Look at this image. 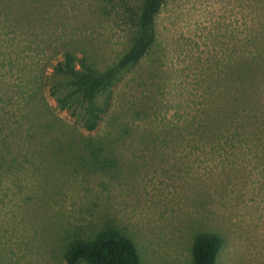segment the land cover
<instances>
[{
  "label": "rangeland",
  "instance_id": "1",
  "mask_svg": "<svg viewBox=\"0 0 264 264\" xmlns=\"http://www.w3.org/2000/svg\"><path fill=\"white\" fill-rule=\"evenodd\" d=\"M117 2L47 0L40 51L22 57L46 71L60 45L82 37L108 64L130 40ZM156 37L113 87L100 127L84 132L110 149L101 163L43 160L23 137H0V264H68L69 238L105 224L129 236L141 264H194L200 232L223 235L217 264H264V133L233 137L226 122L217 134L207 117L220 94L223 104L241 94L233 123L264 121V0H168ZM1 44L6 88L16 55L4 58ZM9 128L0 122V136Z\"/></svg>",
  "mask_w": 264,
  "mask_h": 264
},
{
  "label": "trees",
  "instance_id": "2",
  "mask_svg": "<svg viewBox=\"0 0 264 264\" xmlns=\"http://www.w3.org/2000/svg\"><path fill=\"white\" fill-rule=\"evenodd\" d=\"M167 1L118 0V16L125 29L129 30L130 40L122 53L108 64L100 62L102 56L95 47L80 37L73 41L81 44L64 43L59 49L52 48L53 53L57 51L49 69L35 72L34 63L25 60L21 54L28 50L40 51L42 39L39 37L43 33H39L40 25L36 23L50 17L46 14L47 0H0L1 46L4 47L3 40L9 44L16 43L15 50L9 51L4 47L3 55L4 58L16 55V59H10L9 64L11 70L15 67L17 72V83H7L6 88L2 83L9 72L3 70L4 73H1L0 102L11 105L15 101L16 105L12 110L5 109V105L0 110V122H7L10 127V133L0 137H12V134L23 137L38 153L37 157L43 160L50 159L46 154L53 158L63 155L68 157L70 164H78L85 155L91 160L89 167H93L97 160L100 159L98 162L101 163L103 157L108 158L103 153L110 149L104 146V141H98L84 132L100 127L112 99L113 87L126 71L150 53L157 38L156 18ZM235 100L240 103L245 101L241 94ZM235 100L223 104V95L220 94L215 111L207 113L210 120H216V124L211 123L217 134L226 122L235 128V134L232 129H227L233 137L240 133H264V121L255 127L245 126L242 122L233 123L240 106ZM62 113L74 118L81 131ZM242 127H246L248 132L241 131ZM199 128L203 129V133L208 129L201 124ZM92 235L69 238L63 251L66 263L141 264L133 241L115 226L105 224ZM224 242L221 233H198L194 242V264H217Z\"/></svg>",
  "mask_w": 264,
  "mask_h": 264
}]
</instances>
